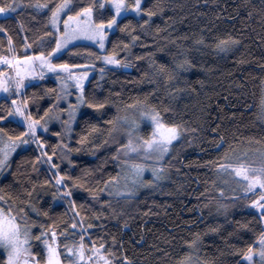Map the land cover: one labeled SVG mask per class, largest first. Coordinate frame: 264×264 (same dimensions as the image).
Segmentation results:
<instances>
[{"label": "snow or ice", "instance_id": "snow-or-ice-1", "mask_svg": "<svg viewBox=\"0 0 264 264\" xmlns=\"http://www.w3.org/2000/svg\"><path fill=\"white\" fill-rule=\"evenodd\" d=\"M146 4L147 0H30V6L37 12L43 10L49 13L46 26L50 29L33 43L28 42L27 34L21 36L22 51L30 55L18 54L20 50L9 34V27L0 23V33L8 34L7 47L0 42V93L4 94L0 96V264H136L122 240H117L115 236L110 239L94 237L93 233L98 232L100 226L88 224L91 217L86 211L81 213L74 194L81 189L86 192L87 198L95 201L101 198V193H107L109 199L102 200L101 207H107L115 214L112 198L131 200L141 189L155 188L166 179L171 163L169 158L177 152V145L181 144L185 134L200 131L199 127L189 129L184 122L167 120L160 107L140 100L123 109L117 106L116 114L105 121L103 117L108 115L113 101L108 98L90 99L86 95V82L96 62L121 66L122 60L118 58L116 48L129 53L131 47L142 39V34H138L136 29L147 32L151 27L158 10ZM22 6L28 5H24L22 0H0V14L15 13ZM128 16L134 20L127 19ZM122 20L125 21L123 25ZM23 27L21 22L19 28ZM116 31L127 33L130 41L119 45L112 42L111 37ZM161 31L156 28L157 33ZM190 39L188 35L173 37L182 51L173 55L171 66L166 58L161 62L153 58L154 53L146 54L151 79L157 83L163 79L171 93L180 91L171 86L179 83L181 72L195 68L189 57L190 50H199L208 43L200 35L191 41L190 49L186 46ZM84 41L93 42L96 50L85 48L81 55L76 45ZM239 43V38L227 34L216 37L211 47L226 53ZM109 44H112V51L108 49ZM37 48L40 50L37 51ZM70 49V58L85 59V63L73 64L68 59L62 60L64 52ZM143 58L136 57L138 62ZM123 66H128L127 60L123 61ZM104 70L101 68V73ZM48 74H52L58 84L53 88L40 89L44 95H37L34 83H43ZM144 75L148 78V72ZM28 88H33L31 95L27 93ZM157 91L153 89L154 93ZM61 104L66 106L62 108ZM129 112L132 114L129 115ZM258 115L264 120V97L261 98ZM232 116L235 118V113ZM216 119L220 122L213 121L216 126L209 124L206 131L209 137L217 139H210L208 143L212 151L218 154L222 149L224 151L207 164L209 167L214 165L218 175H229L238 182L241 191L234 193L233 198L255 195L249 204L258 210L261 228H264V140L256 141L261 147L254 150L245 148L236 153L231 145L225 147L229 136L224 129L223 118L218 115ZM55 121H59V130L53 131ZM81 121L84 126L77 133L75 129L80 127ZM45 134L55 143L50 142ZM196 138L193 135V143ZM97 140L99 144L95 143ZM73 143L77 146L73 147ZM88 144L93 145L91 155L94 158L101 148L115 147L105 161L110 159L118 170L114 174L108 173L107 179L103 178L104 168L101 165L92 170L84 168L80 175H73L80 168L73 154L82 153ZM29 152L34 154L21 155ZM17 156L20 157L19 162ZM21 168L25 171L21 172ZM94 175L101 178L95 180ZM41 176L44 177L42 180ZM100 184H103L102 188ZM41 188H54L51 193L53 201H67V207L72 210L71 226L63 228L62 232L58 231L61 225L55 222H41L49 218V212L37 208L33 200V194ZM214 190L224 197L223 187ZM219 207L226 208L227 205L220 204ZM104 215L108 214L94 218L99 221ZM200 242L199 232L184 241L189 251L179 259L178 264H212L211 260L197 255ZM237 251L242 256L237 264H257V258L259 264H264V231L256 234L245 249Z\"/></svg>", "mask_w": 264, "mask_h": 264}, {"label": "trees", "instance_id": "trees-1", "mask_svg": "<svg viewBox=\"0 0 264 264\" xmlns=\"http://www.w3.org/2000/svg\"><path fill=\"white\" fill-rule=\"evenodd\" d=\"M22 2L28 6L0 17V23L9 27V34L20 50L18 54L30 55L22 51L21 36L27 34L28 42L33 43L43 32L50 31L46 26L49 13L43 10L37 12L30 6V0ZM146 6L158 10L151 27L147 32L136 29L138 34H142V39L131 47L129 53L125 54L119 47L116 48L118 58L122 60L121 66L107 67L96 62L93 70L97 72L93 71L86 82V95L90 99L108 98L113 101L108 115L103 117L105 121L116 114L117 106L123 109L140 100L160 107L167 120L184 122L189 129L199 127L200 131L186 133L181 144L177 145V152H173L169 158L170 178L163 188L142 192L131 200L112 198L115 214L109 208L101 207V201L109 199L104 193H101L99 200L94 201L86 197L84 190L77 189L74 194L77 205L81 206V213L86 211L87 216L91 217L88 224L100 226L99 231L93 233L94 237L105 236L110 239L115 236L117 240H122L128 255L136 264H178L179 259L189 251L184 241L191 239L196 232L201 235V242L197 246L198 256L211 260L212 264H237L242 258L237 250L245 249L264 228H261L258 210L247 208L249 200L255 199V195L237 198L229 202L226 208L217 209L226 197H220L215 192V166L209 167L207 162L222 155L224 149L220 154L211 150L208 141L217 138L209 137L206 129L209 124L216 126L213 121L220 122L216 119L218 115L222 117L229 136L225 147L231 145L232 151L258 146L256 141L264 140V122L258 116L264 84V0H147ZM127 19L134 20L132 16ZM21 22L23 28H19ZM124 22L122 20L121 25ZM157 27L162 31L157 33ZM227 34L239 38L240 43L226 53L214 50L211 47L214 39ZM7 35L0 33V42H4V47H7ZM185 35L191 37L186 42L190 49L191 41L200 35L208 43L199 50H190L189 57L195 68L181 72L179 83L171 86L180 91L171 93L163 79L159 83L151 79L146 54L154 53L153 58L161 62L166 58L171 66L173 55L182 51L173 37ZM111 39L119 45L130 41L131 37L116 31ZM85 48L96 50L90 44L76 45L81 55ZM108 49L113 50L112 44L108 45ZM70 53L71 49L64 52L61 59H68L73 64L85 63V59L70 58ZM138 56L144 58L138 62ZM124 60L128 61V69L123 67ZM101 68L105 69L103 73ZM145 72H148V78ZM56 84L55 79L47 75L43 83H34L33 88L37 95L43 96L40 89L53 88ZM33 88L27 89L29 95L33 93ZM153 89L158 91L154 93ZM83 126L81 121L75 131L79 133ZM56 130L53 128V131ZM193 135L197 137L194 143ZM45 136L55 143L50 136ZM95 143L99 144L100 141ZM72 146L77 145L73 143ZM92 148L93 145L88 144L82 153L73 154V158L80 163V168L73 175H80L84 168L92 170L96 165H101L104 168L103 178L107 179L108 173L117 171L110 159L105 161V157H110L115 147L101 148L95 158L91 155ZM33 154L29 152L21 155ZM16 160L19 162L20 157L17 156ZM40 167L43 171V166ZM20 171L24 172L25 169L21 168ZM43 178L40 177L41 180ZM100 178L94 175L95 180ZM99 187L102 188L103 184ZM54 191V188H41L33 194V200L37 208L49 212V218L41 222H55L61 225L58 231L62 232L63 228L71 226V212L64 201L53 202L51 193ZM105 213L108 215L99 221L94 218ZM116 251L119 256V249Z\"/></svg>", "mask_w": 264, "mask_h": 264}, {"label": "rangeland", "instance_id": "rangeland-1", "mask_svg": "<svg viewBox=\"0 0 264 264\" xmlns=\"http://www.w3.org/2000/svg\"><path fill=\"white\" fill-rule=\"evenodd\" d=\"M13 2H17V0H14ZM10 14H12V13H10ZM10 14H7V15H10ZM7 15H5V14H0V17H3V16H7ZM82 43H86V44H90V45H93V46H95L94 45V43L93 42H91V41H84V42H82ZM96 47V46H95ZM106 66V65H105ZM107 67H113V66H107ZM124 67V66H123ZM124 69H128V67H124ZM81 70H88V69H81ZM93 71H95V70H91L90 71V73H89V76L92 74V73H94ZM95 72H97V71H95ZM48 75H51L54 79H55V77L52 75V74H48ZM56 81V80H55ZM56 83L58 84V81H56ZM4 95V94H3ZM262 97H264V84H263V94H262ZM66 105H64V104H61V107L63 108V107H65ZM124 113H123V111L121 112V115H123ZM132 113L131 112H129V115H131ZM258 114H259V110H258ZM65 119H67V117L65 116L64 117ZM261 120V119H260ZM262 122H264V120H261ZM145 123H148V121H145ZM53 128H56V129H58L59 130V121H55L54 122V127ZM143 131H148V129H143ZM116 139L117 140H119L120 138H119V136H117L116 137ZM120 142H124V141H120ZM257 147H261L260 145H258V146H252V147H243V148H240L239 150H236V151H234V152H236V153H239L240 151H242L243 149H245V148H251V149H255V148H257ZM38 151V150H37ZM249 160H251V157H249ZM117 168V167H116ZM117 170H118V168H117ZM170 174L168 173L167 174V177H166V179L165 180H163V181H161L155 188H148V189H141L138 193H137V195L138 194H140V193H142V192H145V191H156V190H159V189H161V188H163L165 185H166V183L169 181V178H170V176H169ZM148 178H150V175L148 176ZM215 180H216V185H215V188H219V187H223L224 189H225V194H224V197H226L225 198V200L223 201V203L222 204H224V205H227L229 202H231L232 200H235V199H237V198H233V196H234V193H239L240 191H241V189H240V186H239V184H238V182L235 180V179H233L231 176H229V175H218L217 173H216V171H215ZM216 192V191H215ZM217 193V192H216ZM104 195H106L107 196V193H104ZM217 195H218V193H217ZM247 197V196H246ZM246 197H244V198H246ZM53 200V199H52ZM57 201H59V199H57L56 200V202ZM54 202V201H53ZM64 203H66V205H67V201H64ZM247 208H251V209H254V207L253 206H251L250 204H247ZM68 209H70L69 211H71L72 212V210H71V208H68ZM217 209L218 210H221V209H224V208H220L219 206L217 207ZM257 264H259V260H258V258H257Z\"/></svg>", "mask_w": 264, "mask_h": 264}, {"label": "bare ground", "instance_id": "bare-ground-1", "mask_svg": "<svg viewBox=\"0 0 264 264\" xmlns=\"http://www.w3.org/2000/svg\"><path fill=\"white\" fill-rule=\"evenodd\" d=\"M263 83H264V82H263ZM258 116H259V115H258ZM254 146H255V145H254ZM177 160H178V159H177ZM213 204H214V203H213ZM213 207H214V206H213ZM215 207H216V206H215ZM69 210H70V209H69ZM69 210H68V211H69ZM70 212H71V211H70ZM214 216H215V215H214Z\"/></svg>", "mask_w": 264, "mask_h": 264}, {"label": "water", "instance_id": "water-1", "mask_svg": "<svg viewBox=\"0 0 264 264\" xmlns=\"http://www.w3.org/2000/svg\"><path fill=\"white\" fill-rule=\"evenodd\" d=\"M3 95V93H0V96H2Z\"/></svg>", "mask_w": 264, "mask_h": 264}]
</instances>
